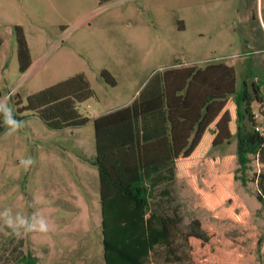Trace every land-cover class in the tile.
<instances>
[{"label":"rangeland","instance_id":"1","mask_svg":"<svg viewBox=\"0 0 264 264\" xmlns=\"http://www.w3.org/2000/svg\"><path fill=\"white\" fill-rule=\"evenodd\" d=\"M264 0H0V103L13 115L17 101L75 75L84 74L96 96L81 103L88 124L51 130L32 112L23 127L0 136V213L20 215L45 231L17 235L0 218V264H23L32 255L37 264H106L103 257L102 212L95 156V117L125 107L145 87L178 64L202 68L226 63L236 72V90L247 84L261 88L264 98V26L259 10ZM16 27L30 49L31 66L20 72ZM263 50V51H261ZM108 71L116 85L100 77ZM12 92L13 95L8 97ZM21 107V106H19ZM257 125L263 109L253 104ZM237 139L214 149L210 157L237 155ZM252 161L246 183L234 189L248 209L244 226L219 220L200 207L186 180L160 186L151 202L165 212L178 209L183 229L199 219L233 245L224 263L264 264V206L258 201ZM31 160L24 164L22 161ZM237 160L232 170L239 178ZM152 264L165 263L163 259ZM190 264V263H185Z\"/></svg>","mask_w":264,"mask_h":264},{"label":"trees","instance_id":"2","mask_svg":"<svg viewBox=\"0 0 264 264\" xmlns=\"http://www.w3.org/2000/svg\"><path fill=\"white\" fill-rule=\"evenodd\" d=\"M16 32L23 74L31 66V54L22 29L16 27ZM100 77L116 85L110 72L102 71ZM95 96L87 77L78 74L34 93L26 105L19 99L13 116L21 121L22 113L32 112L51 130L78 128L90 121L79 105ZM254 103L263 109L261 88L253 85L250 92L245 84L237 92L234 67L220 62L168 70L132 104L93 120L106 264L226 261L233 245L214 228L195 219L184 230L177 208L159 211L151 199L160 186L184 179L199 197L198 205L213 217L246 225L249 212L234 183H246L251 157L262 167L255 181L264 206V131L257 130ZM8 128L0 114V136ZM233 138L236 156L210 157L212 149ZM235 160L242 178L232 170ZM23 264H37V258L25 256Z\"/></svg>","mask_w":264,"mask_h":264},{"label":"clouds","instance_id":"3","mask_svg":"<svg viewBox=\"0 0 264 264\" xmlns=\"http://www.w3.org/2000/svg\"><path fill=\"white\" fill-rule=\"evenodd\" d=\"M0 114H3L4 123L9 127L10 131H16L23 127L24 122L16 120L13 116L12 110L6 103H0ZM24 164L32 163L31 160L22 161ZM10 210H5L3 213H0V218H3L4 223L11 228L17 235L21 234V229L24 231H33L40 230L45 231L47 229V225L41 221L39 225L29 224V222L17 215L15 217L9 215Z\"/></svg>","mask_w":264,"mask_h":264},{"label":"crops","instance_id":"4","mask_svg":"<svg viewBox=\"0 0 264 264\" xmlns=\"http://www.w3.org/2000/svg\"><path fill=\"white\" fill-rule=\"evenodd\" d=\"M259 18L261 19V23H262V25L264 26V4L263 3H261V5H260V10H259ZM261 51H263V50H261ZM220 63V62H219ZM212 64H216V63H212ZM226 64V63H225ZM226 65H228V64H226ZM191 66H194V65H183V64H178V65H176L175 66V69L176 70H183V69H186V68H188V67H191ZM228 66H231V65H228ZM206 67V66H205ZM205 67H202V68H200V69H203V68H205ZM233 67V66H232ZM128 106V105H127ZM126 107V106H125ZM122 108V107H121ZM118 109H120V108H118ZM116 110V109H115ZM113 111V110H112ZM111 112V111H110ZM107 113H109V112H107ZM107 113H104V114H107ZM104 114H102V115H104ZM102 115H99V116H102ZM99 116H97V117H99ZM97 117H95V118H97ZM234 139V138H233ZM233 139H231V141H229L230 143L232 142V140ZM229 142H225L222 146H224V145H226V144H228ZM222 146H220V147H217V148H221ZM217 148H215V149H217ZM212 150H214V149H212ZM95 155H96V151H95ZM95 157V156H94Z\"/></svg>","mask_w":264,"mask_h":264},{"label":"built area","instance_id":"5","mask_svg":"<svg viewBox=\"0 0 264 264\" xmlns=\"http://www.w3.org/2000/svg\"><path fill=\"white\" fill-rule=\"evenodd\" d=\"M11 95H13L12 92H10V93L8 94V97L11 96ZM257 130H258V131H261V132L264 131V126H259V127H257Z\"/></svg>","mask_w":264,"mask_h":264}]
</instances>
